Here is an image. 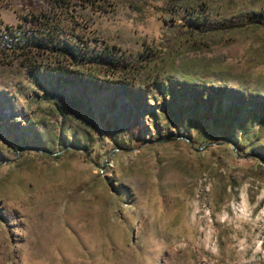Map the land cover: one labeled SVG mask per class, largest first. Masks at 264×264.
Wrapping results in <instances>:
<instances>
[{"label":"rangeland","instance_id":"1","mask_svg":"<svg viewBox=\"0 0 264 264\" xmlns=\"http://www.w3.org/2000/svg\"><path fill=\"white\" fill-rule=\"evenodd\" d=\"M14 13L0 264H264V0Z\"/></svg>","mask_w":264,"mask_h":264},{"label":"trees","instance_id":"2","mask_svg":"<svg viewBox=\"0 0 264 264\" xmlns=\"http://www.w3.org/2000/svg\"><path fill=\"white\" fill-rule=\"evenodd\" d=\"M51 28L55 29V26H52ZM16 29L19 31V26ZM21 40H24L25 44H21ZM13 42L15 43L13 44ZM34 43H36L35 45H37L38 49H40L39 51H46L47 48H45V44H43L42 39L36 40ZM17 49H19L22 55L26 57H28L32 52L31 46L27 42V38L24 36V33L21 32L20 35H17L16 30H13L11 26H5V32L0 34V57H9L10 55L14 54ZM56 51L65 55L66 51L68 50L65 49V46H61L59 50ZM73 70L77 72V76L81 77L82 74L84 75V71L79 68Z\"/></svg>","mask_w":264,"mask_h":264},{"label":"crops","instance_id":"3","mask_svg":"<svg viewBox=\"0 0 264 264\" xmlns=\"http://www.w3.org/2000/svg\"><path fill=\"white\" fill-rule=\"evenodd\" d=\"M17 0H0V19L4 22L14 21V9Z\"/></svg>","mask_w":264,"mask_h":264},{"label":"built area","instance_id":"4","mask_svg":"<svg viewBox=\"0 0 264 264\" xmlns=\"http://www.w3.org/2000/svg\"><path fill=\"white\" fill-rule=\"evenodd\" d=\"M1 32H5V27L4 28H1Z\"/></svg>","mask_w":264,"mask_h":264}]
</instances>
